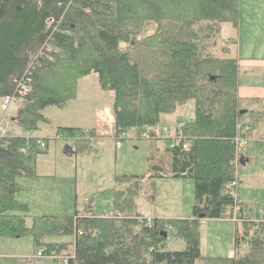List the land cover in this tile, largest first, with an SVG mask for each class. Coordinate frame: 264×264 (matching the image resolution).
Listing matches in <instances>:
<instances>
[{"label": "trees", "instance_id": "trees-1", "mask_svg": "<svg viewBox=\"0 0 264 264\" xmlns=\"http://www.w3.org/2000/svg\"><path fill=\"white\" fill-rule=\"evenodd\" d=\"M239 17V0H0V105L20 80L30 87L8 121L22 133L10 128L0 137V235H30L43 248L33 257L60 256L62 264H264V220L245 215L228 188L236 173L234 138L245 127L252 135L257 115L238 96L239 58L229 40L218 44L222 23L237 27ZM92 72L103 91L113 92L115 136L133 127L156 138L162 119L188 100L194 118L171 124L167 167L115 176L111 214L87 204L63 215H31L28 224V204L16 198L24 189L18 178L36 175V155L46 148L38 143L39 122L48 120L43 110L76 98L79 80ZM56 131L74 140L75 151L89 149L95 134L79 126ZM163 177L193 180L192 215L152 216L148 224L139 220L141 190L150 189L153 201ZM203 218L234 219L231 256L201 253ZM168 233L185 248L166 250Z\"/></svg>", "mask_w": 264, "mask_h": 264}, {"label": "rangeland", "instance_id": "rangeland-1", "mask_svg": "<svg viewBox=\"0 0 264 264\" xmlns=\"http://www.w3.org/2000/svg\"><path fill=\"white\" fill-rule=\"evenodd\" d=\"M239 3V27L223 22L218 44H225L227 39L231 40L239 36L238 43L229 41L230 53L234 55L237 48L241 54L249 55L247 61L253 62L259 55L264 54V0H239ZM238 30L239 33H237ZM94 74L92 72L79 80L76 98L68 100L61 108L49 106L43 110L48 120L39 122V132L48 146L42 153L36 155L37 176L18 178L19 184L24 189L17 192L16 198L28 204V224L31 221V215H63L73 211L75 206L83 208L89 203L84 202V198L90 200L95 213L112 212L115 176L149 174L153 171L151 167L155 164L167 167L169 154L166 148L173 141L168 138L171 127L176 124V121H190L194 118L193 100H188L175 115L162 119L157 128L156 138H144L141 134L147 131L146 129L130 127L125 130L124 137L120 139L122 146L119 148L115 146L114 138L103 136L97 140H91L88 144L89 149L75 151L74 140L67 134H58L56 128L66 123L93 127L95 107L98 108L110 101L109 93L101 89L98 78ZM250 77L249 72L245 74L241 72L242 86L252 83L253 80H250ZM105 108L109 107L105 106ZM104 110L100 108L96 112L98 118L102 120L100 124L108 123ZM109 110L110 108L108 109L110 114ZM13 113L12 108L6 114L9 122ZM252 123L250 119V124ZM163 126H167L168 130L165 131ZM22 131L12 124L11 134L19 135ZM253 138V135H249L246 151L243 152V155L247 154L251 158L243 163L245 164L243 170L247 173L248 180L239 181V186L242 182L244 196L247 198L242 201V209L243 213L252 219L257 217L264 220V142L261 144L262 148L256 152L260 146L254 142ZM65 147H68L70 152H66ZM241 174L242 164L238 163L235 180L236 175L239 178ZM236 186L237 183L234 187L228 186L234 195ZM152 193H155V199L150 201L146 197L151 194V190L147 187L141 190V196L144 198H139L138 203L141 208L145 207L144 213L152 211L158 217L169 219L186 218L192 214L194 203L192 179L158 178ZM260 210H263V213ZM234 230L233 218L204 219L200 225L201 253L206 256H227L226 250L234 249ZM43 240L69 241L71 237L46 236ZM164 248L182 250L185 248V241L168 233ZM42 250L41 246L35 245L30 235L21 237L0 235V264L62 263L60 256L33 257L36 251ZM241 251L242 248H240Z\"/></svg>", "mask_w": 264, "mask_h": 264}, {"label": "crops", "instance_id": "crops-1", "mask_svg": "<svg viewBox=\"0 0 264 264\" xmlns=\"http://www.w3.org/2000/svg\"><path fill=\"white\" fill-rule=\"evenodd\" d=\"M240 23L238 24L237 27H239ZM240 29V28H239ZM239 33V30L238 32ZM240 35V34H239ZM239 36L233 37V39L229 40L232 41L234 43H238L239 41ZM226 42V41H225ZM239 46V45H238ZM236 53L234 54L236 57L239 58V62H240V69H239V86H238V96L242 99L243 103L246 105L247 109H252L255 110L257 112V115L255 117H253L251 119L252 123V127L254 128L253 130V136L255 139L254 142L260 146V148L256 149V152L259 151V149L262 148V143L264 142V54L259 55L255 61L251 62V61H247L246 59L249 58L248 54H241L240 50L235 48ZM241 72H244V74L246 72H249L251 74L250 80H253L252 83L250 85H244L242 86L241 81H240V76H241ZM95 75V74H94ZM254 78H256V80L254 81ZM113 92H109V97L112 96ZM105 106H108V103H104L102 106L100 107H95V124L93 125V127H85V125H73L72 123H66L64 125H60V126H79V127H85V128H91L95 131L94 136L91 138V140H97L103 136H107V137H112L114 136L113 133V116L110 112H108L109 108H105ZM100 108H104V112L106 113V117L108 118V123L105 124H100V121L102 122L101 119L98 118L97 116V111ZM110 111V110H109ZM112 120V121H111ZM91 140L89 142V144L91 143ZM48 146V144L46 143V147ZM122 146V144H121ZM245 152V151H244ZM241 157L243 158L244 162L249 161L251 156L249 155H243V152H241ZM240 164H242L241 162H239ZM166 165H168V163H166ZM245 164H242V174L241 176L238 178L236 175V182H237V186L235 188L236 192H235V197L238 200L239 203H241L242 205V201L247 200V198H245L244 196V191H243V185L242 182L240 183L239 186V181H243L246 182L248 180V175L247 173L243 170ZM36 171V169H35ZM37 176V171H36V175ZM173 179H178V178H173ZM185 179V178H183ZM85 201L84 202H89L88 204L91 206V202L90 200H87L86 198H84ZM76 203V202H74ZM80 208V207H78ZM92 208V206H91ZM145 208V207H143ZM143 208L142 211H143ZM93 209V208H92ZM94 211V209H93ZM95 212V211H94ZM260 212L263 213V210H260ZM112 212H107V213H100L98 215L101 214H111ZM145 214H149L151 216H156L154 215V212H147ZM192 215V214H191ZM190 215V216H191ZM206 219V218H204ZM203 219V220H204ZM220 219H230V218H220ZM255 219H259V218H255ZM202 220V221H203ZM234 252V249L232 248H228L226 250L227 256H231ZM39 257V256H36ZM62 264V263H61Z\"/></svg>", "mask_w": 264, "mask_h": 264}, {"label": "built area", "instance_id": "built-area-1", "mask_svg": "<svg viewBox=\"0 0 264 264\" xmlns=\"http://www.w3.org/2000/svg\"><path fill=\"white\" fill-rule=\"evenodd\" d=\"M52 21V20H51ZM47 49H49V46H47ZM29 84L27 83V81H23L20 80L18 82V87H17V92L11 95H6L2 98L1 101V116H0V137L4 136L5 134H7L8 130L10 129V125L8 123V120L6 118V114L12 110V108L14 107V105L19 104L22 101V97L29 91ZM247 127H245V130L243 131V134H238L235 136L234 141H235V151H236V161L235 163H239V160L241 158V152L246 151V147H247V143L249 141V135L246 134L247 132ZM164 130H167L166 127H164ZM144 138H148L146 133H142L141 134ZM123 135H118V136H113V138L115 139V146L117 148H119L121 146V141L120 139H122ZM38 143L41 147H45L46 146V142L43 140V138H40V140H38ZM184 148L186 147V144H184L183 146ZM236 180H232L228 186L229 187H234L236 185ZM145 217V218H144ZM151 218L152 216L148 215V214H144L143 216H141V218H139V220L143 221H147L148 224L151 222ZM40 253H38V255H40ZM67 261V258L63 259V262L65 263Z\"/></svg>", "mask_w": 264, "mask_h": 264}, {"label": "water", "instance_id": "water-1", "mask_svg": "<svg viewBox=\"0 0 264 264\" xmlns=\"http://www.w3.org/2000/svg\"><path fill=\"white\" fill-rule=\"evenodd\" d=\"M243 111H244V110H243ZM243 111H242V112H243ZM65 151H66V152H70V150H69V148H68V147H65ZM243 158H244V157H243ZM243 158H242V157L240 158V162H241L242 164L244 163V160H243ZM201 216H204V215H203V214H201Z\"/></svg>", "mask_w": 264, "mask_h": 264}]
</instances>
